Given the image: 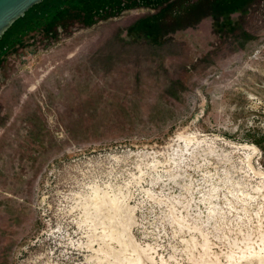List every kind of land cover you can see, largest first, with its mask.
<instances>
[{"label": "rangeland", "instance_id": "374dc122", "mask_svg": "<svg viewBox=\"0 0 264 264\" xmlns=\"http://www.w3.org/2000/svg\"><path fill=\"white\" fill-rule=\"evenodd\" d=\"M0 264H264V0H44L17 20Z\"/></svg>", "mask_w": 264, "mask_h": 264}, {"label": "water", "instance_id": "95a60500", "mask_svg": "<svg viewBox=\"0 0 264 264\" xmlns=\"http://www.w3.org/2000/svg\"><path fill=\"white\" fill-rule=\"evenodd\" d=\"M44 0H0V39L7 30L35 5Z\"/></svg>", "mask_w": 264, "mask_h": 264}, {"label": "trees", "instance_id": "16d2710c", "mask_svg": "<svg viewBox=\"0 0 264 264\" xmlns=\"http://www.w3.org/2000/svg\"><path fill=\"white\" fill-rule=\"evenodd\" d=\"M31 9H32V8H31ZM31 9H30V10H31ZM16 22H17V21H16ZM14 24H15V23H14ZM14 24H13V25H14ZM257 144H258L259 147L262 148V145H261L260 143H257Z\"/></svg>", "mask_w": 264, "mask_h": 264}]
</instances>
